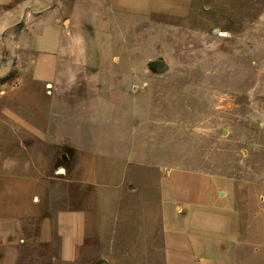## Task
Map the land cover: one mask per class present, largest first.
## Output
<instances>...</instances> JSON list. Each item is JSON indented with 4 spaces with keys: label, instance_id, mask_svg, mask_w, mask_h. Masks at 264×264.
<instances>
[{
    "label": "crops",
    "instance_id": "1",
    "mask_svg": "<svg viewBox=\"0 0 264 264\" xmlns=\"http://www.w3.org/2000/svg\"><path fill=\"white\" fill-rule=\"evenodd\" d=\"M193 3L0 0V264H110L109 254L117 264L229 263L238 215L211 174L170 165L158 138L95 148L94 123L77 121L102 106L93 97L103 87L78 88L79 75L105 83V73L109 89L163 123L153 117L169 107L147 82L167 73V60H144L152 77L143 78L119 67L116 51L101 53L133 28L168 30L196 13ZM119 76L148 80L125 90Z\"/></svg>",
    "mask_w": 264,
    "mask_h": 264
},
{
    "label": "rangeland",
    "instance_id": "2",
    "mask_svg": "<svg viewBox=\"0 0 264 264\" xmlns=\"http://www.w3.org/2000/svg\"><path fill=\"white\" fill-rule=\"evenodd\" d=\"M193 5L196 13L170 19L168 30L133 28L121 47L101 53L113 57L116 51L123 58L119 67L136 66L143 78L152 77L144 60H167L163 76L140 81L118 77L125 90L148 80L147 88L159 93V106L169 107L153 117L165 124L149 122L153 113L139 111L143 104L109 89L105 73V83L90 79L91 74L87 80L79 75L78 88L103 87L93 97L102 106L83 112L77 121L94 123L89 128L94 144L105 140L95 148L121 147L123 139L158 138L167 141L170 165L211 174L238 215V238L228 264H264V0H194ZM158 104H150L155 113ZM114 255H108L110 264L118 263Z\"/></svg>",
    "mask_w": 264,
    "mask_h": 264
}]
</instances>
